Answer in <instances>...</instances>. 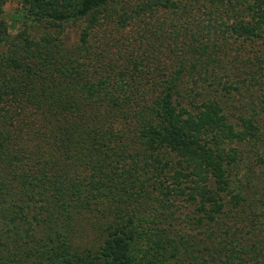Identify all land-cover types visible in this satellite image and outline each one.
I'll list each match as a JSON object with an SVG mask.
<instances>
[{
    "label": "trees",
    "instance_id": "1",
    "mask_svg": "<svg viewBox=\"0 0 264 264\" xmlns=\"http://www.w3.org/2000/svg\"><path fill=\"white\" fill-rule=\"evenodd\" d=\"M8 2L0 264H264V202L224 145L264 144V0H16V30Z\"/></svg>",
    "mask_w": 264,
    "mask_h": 264
},
{
    "label": "rangeland",
    "instance_id": "2",
    "mask_svg": "<svg viewBox=\"0 0 264 264\" xmlns=\"http://www.w3.org/2000/svg\"><path fill=\"white\" fill-rule=\"evenodd\" d=\"M15 8H16V0H9V2L4 7L5 18L8 22V25L11 26L13 30H16L18 28V24L13 21L14 19L11 18V14L14 13ZM84 27H85L84 22H76V23L63 25V27H61L62 33L60 37L62 38L65 45H67L70 48L75 47L78 44L80 33ZM33 33L35 35L40 36L41 31L37 30V32L34 31ZM51 33L54 34L53 32ZM240 68L241 66L239 65L238 68H233L231 70L230 78L232 79L234 78V81L238 80L237 74L240 75L243 74V70H241ZM242 78L243 77L241 76V79ZM253 88H255L254 90H252L255 96L259 95L260 98L259 106H262L263 108L264 105H262L261 103L264 101V84H262V87L259 89L258 87H253ZM226 102L227 103H226L225 111L228 116H234L236 120L238 118L245 119L250 116L251 113L250 107L248 105L245 107V105L241 103L240 100L237 101L235 96L233 97V99H229ZM247 103H251V102L248 100ZM254 104L257 103L254 102ZM261 119H262L261 125H263L264 128V115L261 117ZM247 124L248 121H242V126H243L242 128H244V126ZM246 138L247 136L244 137L243 139H239L241 141H235L231 144L228 143L224 144L226 149H229L231 147V149L240 152L242 155V163L240 164L239 173L237 176L234 177L235 186L237 187V185L239 186L241 184L246 185L245 189L248 188L247 195L251 194L253 198H255V195H258V197L260 198L259 200H262V202H264V144L259 143L258 145L254 146L253 141L248 140ZM167 159L170 158L167 157ZM225 199L228 200L229 197H226ZM240 209L241 208H239V210ZM244 230L246 232L247 229ZM249 257H247V259ZM255 260L257 261V259ZM255 260H247V263L255 264Z\"/></svg>",
    "mask_w": 264,
    "mask_h": 264
}]
</instances>
